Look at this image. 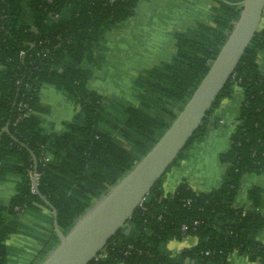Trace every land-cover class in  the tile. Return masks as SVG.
Here are the masks:
<instances>
[{
    "label": "trees",
    "instance_id": "1",
    "mask_svg": "<svg viewBox=\"0 0 264 264\" xmlns=\"http://www.w3.org/2000/svg\"><path fill=\"white\" fill-rule=\"evenodd\" d=\"M243 1L215 0L213 26L177 33L176 55L140 74L134 88L138 104L132 105L102 97L88 82L106 34L131 20L141 0H0V181L18 180L9 204L0 201V264H10L14 250L8 240L25 231L20 221L25 215L51 214L50 233L30 264L43 263L60 243L53 210L43 197L57 210L66 235L151 151L207 75ZM263 48L262 25L171 167L205 140L211 116L239 87L243 102L230 149L220 156L225 166L220 186L196 193L184 181L166 196L163 178L109 241L107 257L90 264H231L234 253L264 264V244L258 241L264 230L262 189H250L248 209L235 206L244 176L264 173V73L258 65ZM44 84L79 108L62 134L43 128ZM34 171L41 196L33 191ZM189 236L197 238L196 246L176 257L167 253L170 242Z\"/></svg>",
    "mask_w": 264,
    "mask_h": 264
},
{
    "label": "crops",
    "instance_id": "2",
    "mask_svg": "<svg viewBox=\"0 0 264 264\" xmlns=\"http://www.w3.org/2000/svg\"><path fill=\"white\" fill-rule=\"evenodd\" d=\"M214 6L215 0H141L131 20L106 34L96 55L97 62L88 88L106 99L110 97L137 105L138 101L133 100L135 92L132 93L136 76L174 58L177 33L192 30L198 24L213 26L211 15ZM162 36H171L173 40L170 44L159 43L157 39ZM164 53L168 56L165 60ZM258 65L264 73V48L258 55ZM124 73L125 79L121 76ZM242 102L243 91L237 88L231 99L221 103L210 118L211 130L205 140L195 143L187 151L186 157L164 177L163 191L166 196L174 194L184 181L196 193H207L220 186L225 173L220 156L230 149ZM40 103L43 128L49 133H64L66 124L72 122L79 112L78 106L64 92L49 84L42 85L40 89ZM17 183L15 177L0 181V201L5 205L15 195ZM252 187L262 189L264 197V173L244 176L235 199L236 207L249 208L248 194ZM261 212L264 216V206ZM50 217L46 210L42 215L22 217L20 221L25 231L8 240V245L14 250L10 264L31 263L42 249L43 238L50 233ZM132 231V227H128L126 235H131ZM258 241L264 244V230L258 236ZM197 242L196 237L189 236L170 242L166 251L176 257L196 246ZM230 261L231 264H256L237 253L231 256Z\"/></svg>",
    "mask_w": 264,
    "mask_h": 264
},
{
    "label": "water",
    "instance_id": "3",
    "mask_svg": "<svg viewBox=\"0 0 264 264\" xmlns=\"http://www.w3.org/2000/svg\"><path fill=\"white\" fill-rule=\"evenodd\" d=\"M241 13L207 75L174 123L132 171L99 201L68 233L60 229L52 208L60 243L41 264H90L132 218L144 199L169 172L199 129L236 71L262 26L264 0H244ZM8 132V128L5 129ZM36 192L41 196L36 185Z\"/></svg>",
    "mask_w": 264,
    "mask_h": 264
},
{
    "label": "built area",
    "instance_id": "4",
    "mask_svg": "<svg viewBox=\"0 0 264 264\" xmlns=\"http://www.w3.org/2000/svg\"><path fill=\"white\" fill-rule=\"evenodd\" d=\"M55 18H57V16L55 17ZM23 55H24V53H22L21 54V57H23ZM25 116V114L22 116V117H24ZM51 158L50 157H48V156H46V161H49ZM30 176H31V178H32V180H33V191H36V185L38 186V180H39V177H40V175L36 172V171H34V172H31L30 173ZM146 199V198H145ZM145 199H144V201H145ZM144 201L142 202V204H141V206L140 207H142V205H143V203H144ZM197 224V223H196ZM184 231H187L188 230V227H186V226H184ZM107 257V253L105 252V248L95 257V261H100L101 259H104V258H106Z\"/></svg>",
    "mask_w": 264,
    "mask_h": 264
},
{
    "label": "rangeland",
    "instance_id": "5",
    "mask_svg": "<svg viewBox=\"0 0 264 264\" xmlns=\"http://www.w3.org/2000/svg\"><path fill=\"white\" fill-rule=\"evenodd\" d=\"M158 42L159 43H162V42H165V43H167V44H170V41H172L173 40V38L171 37V36H167V37H159L158 39ZM172 50H173V48H172ZM165 56H167L166 55V53H164L163 54V60H165V58H168V56L167 57H165ZM169 60V59H168ZM164 62V61H163ZM160 64V63H159ZM146 70H149V69H146ZM146 70H144V71H142L141 73H143V72H145ZM140 73V74H141ZM121 76H123V78L125 79V77H126V75H125V73L124 74H122ZM139 76V75H138ZM138 76H136V81L138 80ZM136 81H134V82H136ZM133 89H132V93L133 92H135V84L133 83V87H132ZM237 88H239V87H237ZM236 88V89H237ZM119 98V97H118ZM108 99H113V98H110V97H108ZM132 100V99H131ZM133 100L135 101L136 100V96H135V93H134V97H133ZM168 174V173H167ZM166 174V175H167ZM22 264V263H21Z\"/></svg>",
    "mask_w": 264,
    "mask_h": 264
}]
</instances>
